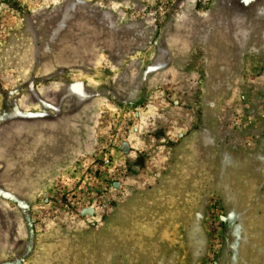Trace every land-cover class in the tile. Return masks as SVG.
I'll return each mask as SVG.
<instances>
[{
  "label": "rangeland",
  "instance_id": "1",
  "mask_svg": "<svg viewBox=\"0 0 264 264\" xmlns=\"http://www.w3.org/2000/svg\"><path fill=\"white\" fill-rule=\"evenodd\" d=\"M0 264H264V0H0Z\"/></svg>",
  "mask_w": 264,
  "mask_h": 264
}]
</instances>
